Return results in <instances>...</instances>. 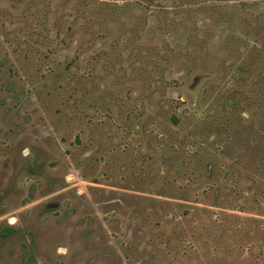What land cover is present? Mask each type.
Segmentation results:
<instances>
[{"label": "rangeland", "instance_id": "1", "mask_svg": "<svg viewBox=\"0 0 264 264\" xmlns=\"http://www.w3.org/2000/svg\"><path fill=\"white\" fill-rule=\"evenodd\" d=\"M0 264H264V0H0Z\"/></svg>", "mask_w": 264, "mask_h": 264}, {"label": "trees", "instance_id": "2", "mask_svg": "<svg viewBox=\"0 0 264 264\" xmlns=\"http://www.w3.org/2000/svg\"><path fill=\"white\" fill-rule=\"evenodd\" d=\"M171 120L174 125H178L180 123V119L178 117L172 116Z\"/></svg>", "mask_w": 264, "mask_h": 264}]
</instances>
